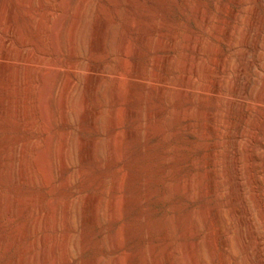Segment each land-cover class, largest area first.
I'll return each mask as SVG.
<instances>
[{
  "label": "rangeland",
  "instance_id": "obj_1",
  "mask_svg": "<svg viewBox=\"0 0 264 264\" xmlns=\"http://www.w3.org/2000/svg\"><path fill=\"white\" fill-rule=\"evenodd\" d=\"M13 1L15 0H0V11L2 12V8L11 10L10 7L14 6ZM197 5L198 7H195ZM100 6L105 10L109 9L106 14L111 20L107 29V58L102 59L104 71L107 68L111 72L105 71L97 100L88 89V82H85L87 79L79 78L81 97L77 98V114L74 113L72 116L71 129L75 137L73 135L71 142L73 162L70 161V174L77 175L72 179L67 193L69 196L64 195L58 187L61 178L54 168L52 170L50 168L44 176L45 188L42 186L19 188L15 181L3 177L0 181V198L4 200L0 209L7 205L10 198L13 208L12 216L7 213L3 217L0 215V237L4 235L5 241L0 246V264H15L29 239L22 237L20 242L13 246L9 245L13 241L14 231L16 229L19 231L23 225L21 223L38 219L41 205L44 204L47 210L53 211L55 226L59 224L57 233H61L60 221L63 220L61 204L65 200H71L72 203L71 233L74 236L72 237L80 239L77 242L78 247H72L70 250V256H73L71 264H90L97 257L100 258V264H112L111 258L114 255L120 257V264H138V257L143 256V251L146 264H178L179 259L184 256L181 244L185 242L194 247L195 259L199 264H212L211 247L221 251L222 240L238 221H264V157L259 155L263 152L261 155L264 156V84L257 94L248 95L249 99L253 98L252 101L243 104V111L239 112L236 108H231L226 99L218 101L211 93L205 92L206 87L215 85V77L207 76L206 68L214 66L216 69L223 54L233 58L239 51L245 49V43L241 40L244 39L243 35L245 37L249 34L251 41L248 42L247 49L250 53L247 51L249 53L247 55L248 60L250 58L251 60H245L246 75L250 84L259 77L264 82V0H91V11L94 9L95 13H98ZM197 8L202 13H198ZM15 10L13 9V18L16 15L14 18L16 23L21 27L26 26L25 8L18 6ZM235 13L238 14L237 18L234 17ZM203 14L204 19L209 17L208 22L203 19ZM131 17L134 19L128 22ZM232 23H236V27L232 41H228L224 29L230 27ZM259 25L262 26V30L258 35ZM172 33L178 36L177 46L168 51L166 45ZM189 33L190 35L202 33L206 36L200 69L193 80L194 86L197 87L194 93L174 98L175 94L172 95L175 93L173 88L176 89L174 85L175 83L180 85L182 82L183 71L179 70L180 63L189 52L185 42L187 36H190ZM237 40L241 42L238 43ZM212 43L216 44L217 52H209L208 48ZM86 44L80 47V53L84 57L85 66L92 67L96 63L91 55L89 41ZM136 51L139 52L138 55ZM164 54L173 56L167 71L163 69L161 63ZM250 54L253 56H249ZM86 60L89 62L88 65ZM143 64L147 66L143 68ZM231 73H234V69H229L226 75ZM144 76L147 77L149 85L143 81ZM164 77L168 85L162 93L157 85ZM1 81L2 79L0 85ZM113 87L119 92L116 105L109 98ZM222 91L224 95L230 93V89L224 85ZM82 97L88 99L86 107L91 111L87 109V114L80 108ZM161 103L164 112L162 117H159L157 112ZM127 108L140 109L142 113L145 112L144 117L141 120L128 118ZM94 109H99V114L96 125L93 126L89 123L87 115ZM176 109L185 111V115L191 120L179 117L172 122L170 118L174 116ZM212 111L217 113L220 119L218 132L212 128L210 118ZM108 112L114 118V127L111 125V118L109 119L111 115ZM148 112L151 116L146 119ZM242 117L248 120L243 141L249 143L250 147L247 153L242 154L244 185L239 190L237 184L240 180L233 176L234 165L230 157L232 146L240 133ZM156 122L161 125L163 131L156 132L155 127H151L153 124L157 127ZM145 123L152 125L146 126ZM140 125L143 134L140 137L130 135ZM20 134L21 131L17 127L6 126L0 116V149L5 145L2 156L15 144ZM111 136L114 140L109 138ZM95 141L97 142L94 143ZM92 147L96 149L93 150ZM86 148L89 150L86 151ZM95 151L99 159L93 155ZM214 153L217 168L213 163ZM87 155L91 157H86ZM81 156L87 159H81ZM212 169H216L215 175ZM16 199L23 203L17 204L14 201ZM26 201L32 205L31 220L28 219L30 211L26 208L24 203ZM43 232L44 230L41 234ZM59 240L60 238L56 240L57 243ZM57 248L56 246L55 253L47 263L40 261L38 264H65ZM38 250L39 248L35 251ZM26 255L27 252L23 254L25 257Z\"/></svg>",
  "mask_w": 264,
  "mask_h": 264
},
{
  "label": "bare ground",
  "instance_id": "obj_2",
  "mask_svg": "<svg viewBox=\"0 0 264 264\" xmlns=\"http://www.w3.org/2000/svg\"><path fill=\"white\" fill-rule=\"evenodd\" d=\"M12 4L14 6L10 7L11 10L8 8H2V12L0 11L1 12L0 14V79H2L1 81L2 84L0 85V93H1L0 116L3 118L6 126L11 125V127H17V129L21 131V134L20 137L18 136L17 139L15 140L16 141L15 144L10 146L7 149L6 154L4 153L3 156L1 153L4 150L3 147L5 145L0 149V181L3 179V177H6L8 179L15 181L16 183L15 182L14 183L19 188H22L24 186L29 188H36L37 186H42L45 188L46 182L44 181V176L47 175L48 170H50V168L51 170L52 168H54L61 178V183L60 185H58V187H60L62 193L66 195L67 193H69L68 190L71 185L72 179L77 175V173L73 174L72 172H71L72 174H70L71 162H73L71 160L72 158L71 147L73 146V144L71 145V142H73V135L75 137V134L72 133L71 126H72V116H74L75 115L74 113H76V111L78 110L77 98L81 97L79 95V92H81L79 91L80 79L82 77H85L87 79V81L85 80V82H88L89 85L88 89L90 90L91 95L96 99L98 94V89H100L101 79L104 77L105 71L106 72L110 71L107 68L104 71V66L102 64V59L107 58V54H106L107 29L108 26H110L109 22L111 20L106 13H108L109 9L105 10L100 6L101 8L99 7L100 8L99 12L95 13L94 9L91 11V0H15L12 2ZM4 6L7 7V5L5 4ZM18 6H23L25 8V12L27 16L26 26L24 25L23 27H21V25L16 23L15 21L16 19L14 20V18H16V15L13 18V14H14L13 9L15 10V8ZM195 7H198V5ZM197 12L202 13L199 8H197ZM15 14H16V10H15ZM234 17L237 18L238 14L235 13ZM206 18L204 19V14H203V19L206 22H208L209 17L207 19ZM132 19L134 18L131 17L130 19H128V22L129 20ZM235 27H236V23H232L230 27L224 29V34L226 35L228 41H232L231 39ZM261 28L262 26L259 25L257 28V34L259 31L262 30ZM239 29L242 30L243 27L242 28L239 27ZM124 37L126 38V36ZM177 37L178 36L176 33H172L169 41L167 40L168 38H166V40L168 41V43L166 42L167 43L166 46H168V51H171L172 49L175 48ZM205 37L206 36L202 33L200 35H190L189 37L187 36V39L184 37L186 39L185 41L186 48L189 50V52L186 55L185 59L182 60L181 63L179 62L180 63L179 70L183 71V75L182 76L180 75L182 77V82L180 85L178 84L176 85V83L175 85L172 84L174 85V87H176V89L173 88V91H175V93H172V95L175 94L174 98L186 96L187 94L189 95V93L195 92L197 86L196 87L194 86L193 80L196 79V75L200 69L199 66L201 65L200 60L201 57L203 56L202 54H203L204 41L206 39ZM242 38H244L241 41L245 43V49L239 51V53H237L233 58H230V56L227 54H223L221 60H219L220 64L216 69L213 68L214 66L210 67L208 65L209 67L206 68L207 72L205 71L206 73H208L207 76L215 77L214 87H210V86L206 87L205 92L211 93L218 101L222 99L223 100L226 99L228 105L231 108H236L239 112L243 111V104L250 103L252 101L253 98L249 99L248 95L253 96L254 94H257L259 90L260 91L262 90V85L264 84L263 80H261L260 77L256 80L254 78L255 80L254 83L252 84L249 83V78L246 75L247 63H245V60L246 61L248 60L247 54L250 53L249 50L247 49V45L248 42L251 41L250 39L251 37L249 34H247L245 35V37L243 35ZM122 39L125 42L124 38ZM87 41H89L90 43V48L92 52L91 55L96 63L93 64V66L91 67L90 65H88L89 63L87 62L88 60H86L87 63L86 65H88L90 68H87L88 66H85L84 57L80 53V47L86 44ZM241 41H238V43ZM253 42L255 43V40H253ZM208 50L210 53H214L215 51L217 52L216 44L215 43L210 44ZM138 53L139 52H137V55ZM171 55L167 54L163 56L164 58H162L163 61H161V63H163V69L165 70L168 68L167 66L169 64L171 57L173 58V56ZM251 55L252 54H250L249 56ZM259 56H261L260 53ZM250 60L251 58L248 61ZM161 65L162 64H160V66ZM143 66L145 65L143 64L142 67ZM138 68H139V64H138ZM229 69H234V73L233 74L231 73L232 75L231 74L226 75ZM255 71L257 72V70ZM145 76L142 79L146 84L149 85V81ZM158 82L160 83L157 85V88L159 89V91L163 93L165 86L168 85L167 84L168 81L164 77L163 79H161V81ZM223 85L225 87L227 86L230 89V93L228 94L227 92L228 95L223 94L222 91ZM116 89L114 87L112 88L110 92L111 96L109 97L114 101L115 105L117 104V100H118L117 93H119L118 90L116 91ZM99 96L100 94L98 95V97ZM141 97L145 98L144 96ZM134 98H136L135 95ZM86 99L87 98L83 99L80 105V108L86 111L85 114H87V109L91 111L89 108L86 107L87 106L86 103L88 102V99L87 101ZM132 107L133 106L129 108ZM114 108L115 107H113V112H114L113 116L115 117ZM129 108H127L128 109L127 114L129 115L128 118L134 117L137 118L138 120H141L144 117L145 112H143L144 113L143 114L141 110L138 108L137 109L136 108L129 109ZM163 112H164V107L161 103L160 109L157 112L158 116L162 117ZM89 113L90 115H87L88 118L87 117L86 118L88 119L89 123L94 126L96 125L99 109L98 110L94 109V111L88 112V114ZM110 115L111 117H109V119L111 118L110 120L112 123L111 125L114 127V121H113L114 118H112L113 117L112 114ZM149 115L151 116L150 112L146 114L145 116L146 119H149ZM75 117H77V115ZM179 117L184 118L186 120H191L190 117L185 115V111L181 109H176L174 116H172L170 120L174 121ZM210 118L212 120V128L218 132L219 120H220L218 114L213 113L212 111ZM245 119L247 118L242 117L241 124L240 126L238 125L240 129V133L237 136V141L234 142L232 146V153H231L232 157H230L231 158L230 160L234 165L233 176H235L238 179V181L240 180L237 184L239 190H241L244 185V183L242 182L243 180L242 179L243 173L241 166V160L243 157L242 154L247 153L250 147L249 143L247 144L246 142L243 141L246 133L245 124L246 121H248ZM148 124L150 126L152 125L150 123ZM148 124H146V126ZM153 125L151 127H155L156 132L157 131L161 132L164 130V129L162 130V128L160 127L161 125H158V123H157V127ZM144 133L146 132L144 131ZM142 134H143L142 125H140L137 128H135L130 135L132 136L136 135L140 137ZM109 138H112V136ZM112 140L114 139L112 138ZM112 140H110L111 143H113ZM217 141L219 142V140ZM96 142L97 141H95L94 143ZM111 143L109 144L110 147H112ZM252 144L255 145L254 143ZM87 150L89 149L86 148V151ZM95 152L93 153V155L97 156L98 154L97 152L96 153ZM261 154H263V152ZM261 154L259 155L263 158L264 156H262ZM86 157H91V155L90 156L87 155ZM82 158L83 157L81 156V159ZM83 159H87V158H83ZM215 159H216V153H214L213 156V163L216 167L217 164ZM215 174H216V169L213 170V175ZM215 189H217V187ZM52 191L54 192L55 188ZM3 195L4 194H2V196ZM42 199H44V197ZM3 200H1L0 198V205H2ZM11 200L12 199L10 198V201H8L5 207H1L2 209H0V215H2V217L6 213L7 215L10 214V216H12L13 207ZM14 201L17 204L23 203V201H21L20 199H16ZM97 202L99 201L97 200ZM24 203L26 204V208H28V211H30L28 219L31 220L33 217V214L31 212L32 205L27 201ZM71 205H72L71 200H65L61 204L62 218H63V220L60 221L62 222L61 233L60 232L57 233L59 229L58 226L59 224L55 226V221H53L54 219L53 211L47 210L44 204L41 205L40 208L41 214L38 219L34 218L32 221H26L24 223H21L23 225L20 226L19 231L17 229L16 231H14V236L12 239L13 241L10 242L11 241L10 240L9 245L13 246L16 242L18 241L20 242L22 240V237L28 238L29 241L26 247L23 249V251H21L17 260H15V264H25V263L38 264L40 263V261L47 263L50 257H52L53 254L55 253L56 246L59 248L65 264H71L72 262L71 258L73 256L72 257L70 256L71 253L70 250L72 247H76L78 240H80V239L78 240L74 239L73 238L74 236L71 233L72 231ZM92 211H94V209ZM9 218L11 219V217ZM236 224L237 225L235 226L233 225L234 227L228 230L227 236L222 240L223 249L221 251H217V249L213 248V246L211 247L212 264H264V221H240V222L238 221V223ZM43 230L44 232L41 234V231ZM3 236L4 235H1L0 237V246L2 245V243L5 242ZM59 238L60 240L57 243L56 240ZM114 240L115 239H113V241ZM181 245H182L181 250L184 251L183 253L184 256L182 257L183 259L182 258L179 259L180 261H178L179 262L178 264H199L198 263L199 261L197 262V260L195 259L196 252L194 250V247L186 242ZM8 248L10 249V247ZM37 248H39V250L35 251ZM26 252L27 255L25 257L23 256V254ZM142 254L143 256L141 255L140 257H138V255L136 254L138 257V264H146L147 262L145 261L146 258L144 256V251ZM111 259H112V264H120V257L118 255H114L113 258ZM90 264H100V258L97 257Z\"/></svg>",
  "mask_w": 264,
  "mask_h": 264
}]
</instances>
